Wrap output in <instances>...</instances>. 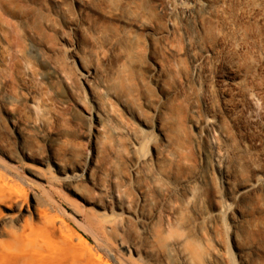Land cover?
<instances>
[{
    "label": "rangeland",
    "instance_id": "1",
    "mask_svg": "<svg viewBox=\"0 0 264 264\" xmlns=\"http://www.w3.org/2000/svg\"><path fill=\"white\" fill-rule=\"evenodd\" d=\"M0 187L70 264H264V0H0Z\"/></svg>",
    "mask_w": 264,
    "mask_h": 264
},
{
    "label": "bare ground",
    "instance_id": "2",
    "mask_svg": "<svg viewBox=\"0 0 264 264\" xmlns=\"http://www.w3.org/2000/svg\"><path fill=\"white\" fill-rule=\"evenodd\" d=\"M257 10V4L253 3L251 7L243 10L240 16L250 19ZM104 37L105 35L102 34L101 37L95 39L93 43H99ZM124 60L127 71H129V73L131 71L134 72L135 69L127 55L124 56ZM46 77L53 83L59 80V76L51 68L47 69ZM122 81L123 79L114 82L111 87L113 95L120 99L124 97L125 91ZM129 84L130 83H128V88L130 86ZM246 94H248L247 91ZM96 121L99 122V118H96ZM16 133L20 138L22 137L21 132L16 131ZM52 140L53 138L50 139V142H52ZM140 160L141 157H134L135 163H139ZM90 163L91 160L84 164L76 165L73 168L61 166V164L56 163L63 172L67 170L71 171L70 174L65 175V178L54 177L48 169L30 168V174L38 180H48L53 183L63 181L66 188L69 189L74 182H79L81 180L92 182L90 176L87 175ZM256 182H258V179ZM251 188L252 185H248L241 188L239 191L241 193H246L251 190ZM5 198V196H0V201L6 202L7 200H5ZM33 201L32 206L35 209L37 205H35V200ZM28 211L29 209L26 208L23 212ZM36 212L40 216L37 223L33 220L28 221L25 218L23 219L20 215L14 217L6 216L3 222H0V264H70L71 257L69 256L71 255L68 254L69 252L67 250L69 248L67 246L68 242L63 246V250L58 247L59 245L54 246L52 242H50V237L55 236L56 231L60 228L59 225H57L53 217L43 209L36 208ZM15 225H18V228L15 227ZM67 254L69 256H67Z\"/></svg>",
    "mask_w": 264,
    "mask_h": 264
}]
</instances>
